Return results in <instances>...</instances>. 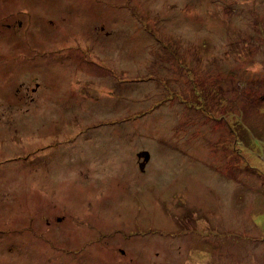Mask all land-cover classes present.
Listing matches in <instances>:
<instances>
[{
	"label": "rangeland",
	"instance_id": "374dc122",
	"mask_svg": "<svg viewBox=\"0 0 264 264\" xmlns=\"http://www.w3.org/2000/svg\"><path fill=\"white\" fill-rule=\"evenodd\" d=\"M32 1L0 264H264V0Z\"/></svg>",
	"mask_w": 264,
	"mask_h": 264
},
{
	"label": "flooded vegetation",
	"instance_id": "af4514ba",
	"mask_svg": "<svg viewBox=\"0 0 264 264\" xmlns=\"http://www.w3.org/2000/svg\"><path fill=\"white\" fill-rule=\"evenodd\" d=\"M21 2L19 0H0V10L3 6V8H7V10H5V13H3V15H0V55H6L5 63L1 65L0 70V94H3L5 97H7V100L12 99L11 93L9 92L10 88H8L9 84L11 83V78H19V72L21 70L25 71L26 68L25 60H21L19 59V57L23 56L25 49L29 51L30 47L27 43L24 42V37L22 36V33L25 32L29 34L30 37H32L31 47L33 51V58L38 56V48L33 47L32 43L34 45L39 44L37 35L39 28L37 24L39 13L36 12L35 4L31 3L33 2L32 0H27V2L21 0ZM18 4H23V9H20ZM16 6L19 7V11L15 13L14 9L16 8ZM8 31L13 32H10V41H8L7 37ZM17 35H19V37H17ZM7 54H10L9 59ZM29 67L30 72H34L35 74L33 80L34 83L30 82L28 84L27 81L21 80V77L19 79L20 87L17 92L21 91L22 89L25 90L26 87L25 92H28L27 95L32 92L35 93L37 96L38 91L42 87L43 82L42 80H40V76L37 73V71H39L37 69V66L33 65ZM12 72L15 73L11 74ZM39 81H41L42 84ZM31 101H34V97L30 100V102ZM145 165H143L141 161L139 162V166H141L142 172H145Z\"/></svg>",
	"mask_w": 264,
	"mask_h": 264
},
{
	"label": "water",
	"instance_id": "95a60500",
	"mask_svg": "<svg viewBox=\"0 0 264 264\" xmlns=\"http://www.w3.org/2000/svg\"><path fill=\"white\" fill-rule=\"evenodd\" d=\"M139 157L144 159L143 165H145L149 160L151 155L148 152L139 154Z\"/></svg>",
	"mask_w": 264,
	"mask_h": 264
}]
</instances>
